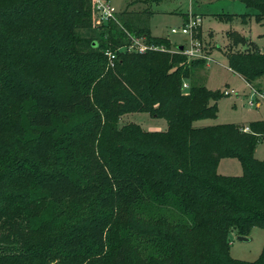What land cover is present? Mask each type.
<instances>
[{
    "label": "trees",
    "instance_id": "trees-1",
    "mask_svg": "<svg viewBox=\"0 0 264 264\" xmlns=\"http://www.w3.org/2000/svg\"><path fill=\"white\" fill-rule=\"evenodd\" d=\"M240 1L254 13L213 16L264 25V0ZM152 16L126 10L119 24L83 40L76 33L94 29L92 0H0V264H264V247L253 262L230 253L233 232L264 229V160L255 157L264 120L248 132L194 127L218 117L224 94L191 82L206 60L152 36ZM227 36L230 70L249 85L264 79V52L236 32ZM131 37L164 51L121 50ZM107 50L117 54L112 67ZM57 60L75 74L70 90H40L36 83ZM256 90L264 93L261 84ZM133 113L163 119L167 130L119 129ZM76 114L91 116L85 141L103 133L105 142L117 139L97 145L90 183L70 171L77 142L57 138ZM15 154L27 161L15 162ZM223 159H237L242 175L219 174ZM94 204L89 218L74 211ZM128 210L136 218L123 222Z\"/></svg>",
    "mask_w": 264,
    "mask_h": 264
},
{
    "label": "rangeland",
    "instance_id": "rangeland-1",
    "mask_svg": "<svg viewBox=\"0 0 264 264\" xmlns=\"http://www.w3.org/2000/svg\"><path fill=\"white\" fill-rule=\"evenodd\" d=\"M109 0L112 9L115 13L120 15L124 11L139 14L144 11L152 12L149 28L155 37H167L171 40L172 45L176 44L175 48L183 46L190 40L191 36L182 35L181 33L172 34V29H181L184 27V17L186 22L202 18L201 25L193 31V39L201 43L203 53L209 57L210 61L206 60L205 66L201 67L193 77L195 84L203 85L214 92L225 91L235 94L230 96H223L218 101V117L216 119L199 120L194 123V127L201 128L214 125L234 124L243 126L242 128H249L248 125L253 122L264 120V105L260 108L250 107L248 97L252 91L259 94H264L256 90L258 85L264 87V79L249 85L240 75L234 73L229 68L227 53L230 52V41L227 36L228 32H236L248 39L250 42L257 44L259 49H264V25L257 23L255 19L249 16L248 20L244 22L243 18H237L232 22L219 20L209 13L215 12L219 14H253L246 8L240 0ZM197 12L203 14L199 15ZM99 26L94 24V29L91 31H77L76 35L79 39L97 38L99 33L95 30ZM159 47V46H158ZM246 46H241L235 51H245ZM174 48V50H175ZM159 49H164L159 47ZM121 50L130 51L127 48ZM184 50V49H183ZM162 51V50H158ZM177 51V49H176ZM182 52V51H180ZM61 60L54 61L51 68L45 71L48 79H40V83H36L38 88L45 92L64 93L70 90L69 83L75 77V74H70L67 70L62 68ZM81 63H85V58H80ZM67 63V62H65ZM109 63V67H110ZM112 67V66H111ZM25 81H29L25 79ZM190 85V81H186ZM184 89V88H183ZM184 89V92H188ZM91 116L83 114H76L72 117L66 118L58 128V141L62 138L71 136L74 142H77L76 152L77 159L74 166L70 170L78 176L81 182H91V168L95 160V152L97 145L100 143L115 142L117 139L111 138L109 141H104L105 133L93 136L91 135L85 141V132L90 128ZM135 124L140 125L143 130L148 132L166 131L167 122L163 119L151 117L147 113H133L123 115L118 124V128L122 129L125 125ZM78 138V140H77ZM86 139V140H87ZM62 152H57L61 155ZM15 162L27 161L25 155L17 156ZM255 157L259 160H264V140H261L256 148ZM38 167L37 162H31ZM86 168V169H85ZM53 169V168H50ZM219 174L224 176H240L243 173L242 166L237 159H223L220 162ZM97 207L94 204L85 212L79 209H74L83 219L91 217L96 211ZM50 212L48 215H50ZM90 213V214H89ZM122 221H131L136 218V212L133 210L124 211L122 214ZM238 235L233 232L230 235V253L235 259L253 262L256 261L264 247V229L255 227L252 229L249 240L241 242ZM51 264H59V261H54Z\"/></svg>",
    "mask_w": 264,
    "mask_h": 264
},
{
    "label": "built area",
    "instance_id": "built-area-1",
    "mask_svg": "<svg viewBox=\"0 0 264 264\" xmlns=\"http://www.w3.org/2000/svg\"><path fill=\"white\" fill-rule=\"evenodd\" d=\"M92 2L94 24L98 25L99 27L112 22L119 24L117 17L118 15L113 11L109 0H92ZM201 21V18L197 17L196 19L187 22L181 29H172L171 33H181L182 35L191 36L190 40L187 42V45L185 43L184 50L182 51L184 55H186L189 59H204L210 61L209 57H206V55L203 53L201 43L192 38L193 31L201 25ZM124 48L140 54L146 53L147 51H164V49H159L158 46L146 43V40L143 37H131L130 45ZM262 51L264 52V49ZM105 55L107 56L110 65L113 66L117 59V54L111 50H107L105 52ZM183 88L187 89L188 85L185 84ZM223 94L225 96H230L232 94H235V92L232 91L229 93L225 91ZM247 99L250 107L260 108L262 107V105H264V94H259L256 91H252V94ZM244 131L248 132L249 128L244 129Z\"/></svg>",
    "mask_w": 264,
    "mask_h": 264
},
{
    "label": "crops",
    "instance_id": "crops-1",
    "mask_svg": "<svg viewBox=\"0 0 264 264\" xmlns=\"http://www.w3.org/2000/svg\"><path fill=\"white\" fill-rule=\"evenodd\" d=\"M148 1V0H147ZM161 0H158V1H156L157 3H159ZM194 11H196V13H199V15H202L203 16V14L202 13H200V12H197V10L196 9H193ZM210 15H215V14H219V13H215V12H212V13H209ZM118 15V14H117ZM202 19V18H201ZM183 21H184V25H185V22L187 21L186 20V18L184 17V19H183ZM151 31V30H150ZM152 34V33H151ZM152 36H153V34H152ZM155 37V36H154ZM167 38V37H166ZM169 39V38H168ZM170 40V39H169ZM171 41V40H170ZM173 43V42H172ZM174 46H177L176 44H174ZM166 130H167V128H166ZM219 166H220V164H219ZM218 170H219V167H218Z\"/></svg>",
    "mask_w": 264,
    "mask_h": 264
},
{
    "label": "water",
    "instance_id": "water-1",
    "mask_svg": "<svg viewBox=\"0 0 264 264\" xmlns=\"http://www.w3.org/2000/svg\"><path fill=\"white\" fill-rule=\"evenodd\" d=\"M183 49H184L183 46H180L177 48V50H179V51H183ZM237 239L241 242H247L249 240L248 237H244V236H238Z\"/></svg>",
    "mask_w": 264,
    "mask_h": 264
}]
</instances>
